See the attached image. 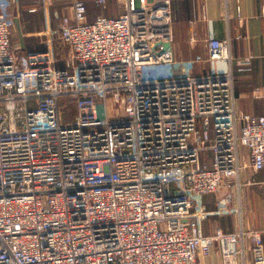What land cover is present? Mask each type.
<instances>
[{
    "label": "built area",
    "instance_id": "2783aa9c",
    "mask_svg": "<svg viewBox=\"0 0 264 264\" xmlns=\"http://www.w3.org/2000/svg\"><path fill=\"white\" fill-rule=\"evenodd\" d=\"M66 1L55 27L46 14L43 47L19 52L10 27L36 7L0 0V264H198L214 248L235 264L245 234L264 263L258 230L202 232V197L238 178L240 145L264 169V115L235 107L234 71L251 56L211 37L196 60L226 70L196 73L165 46L173 0H114L119 14L91 23L84 0Z\"/></svg>",
    "mask_w": 264,
    "mask_h": 264
},
{
    "label": "crops",
    "instance_id": "0c3cea01",
    "mask_svg": "<svg viewBox=\"0 0 264 264\" xmlns=\"http://www.w3.org/2000/svg\"><path fill=\"white\" fill-rule=\"evenodd\" d=\"M36 1V0H35ZM21 0V5L30 7ZM114 1V0H113ZM18 19V18H17ZM16 19V20H17ZM19 20V19H18ZM172 49L177 47L188 56H206L207 40L211 37L230 36L231 53L237 58L251 56L250 69L234 71L235 107L237 113L264 115V0H173ZM173 22V21H172ZM27 34L19 22L10 27L9 40L19 52L28 48H42L39 42L26 43ZM194 69L201 73L206 68L226 70L224 61L201 60ZM208 66V67H206ZM239 120V125L241 124ZM204 161L211 163V152L202 151ZM240 172L238 178L227 174L218 192H208L202 197L210 214L202 222V232L211 234L217 228L227 232L258 230L264 238V169L254 170L250 164L249 149L239 147ZM229 210L217 211L228 208ZM253 240L245 234L243 254L235 264H256L253 261ZM198 264H223L218 249L198 256ZM264 264V263H262Z\"/></svg>",
    "mask_w": 264,
    "mask_h": 264
},
{
    "label": "rangeland",
    "instance_id": "374dc122",
    "mask_svg": "<svg viewBox=\"0 0 264 264\" xmlns=\"http://www.w3.org/2000/svg\"><path fill=\"white\" fill-rule=\"evenodd\" d=\"M35 0H23L24 3L28 4H22V5H34ZM85 2V21L88 23H91L95 20V18L99 15H106V16H117L120 12V8L118 4L113 0H107L106 2H95L94 0H84ZM35 4L37 6V11L35 13H28L26 11H21L17 16L14 18V24L19 22L22 29L25 31V33L28 35L26 38V43L29 45V42L32 44L38 43L40 46L44 45L45 37L41 34V31L45 27V16L48 14L49 16V22L52 27H55L57 18L55 17V14L61 15L68 13V2L66 0H51L48 8L47 13L44 11V7L42 5V2L40 0H36ZM19 20H18V19ZM17 19V20H16ZM173 26L177 27V22L173 20ZM51 44L52 49L55 57L57 59H63L65 55L68 53V47L66 44H64L57 35L51 36ZM36 47H31L28 49H34ZM183 48L180 46L177 47V51L175 56L178 60L182 61H188L192 63L191 69L196 71L194 68L197 67L196 57H191L184 54L182 52ZM208 67V66H206ZM210 70L211 68H206ZM216 70V69H212ZM74 107L71 105V103L67 102L65 103V107L62 108L61 111V120L62 121H73L74 119ZM212 126V124H211Z\"/></svg>",
    "mask_w": 264,
    "mask_h": 264
},
{
    "label": "water",
    "instance_id": "95a60500",
    "mask_svg": "<svg viewBox=\"0 0 264 264\" xmlns=\"http://www.w3.org/2000/svg\"><path fill=\"white\" fill-rule=\"evenodd\" d=\"M165 46L168 47V48H171V42L165 43Z\"/></svg>",
    "mask_w": 264,
    "mask_h": 264
}]
</instances>
